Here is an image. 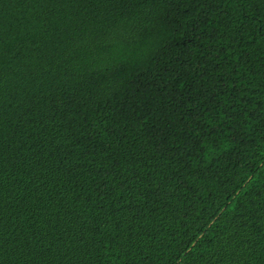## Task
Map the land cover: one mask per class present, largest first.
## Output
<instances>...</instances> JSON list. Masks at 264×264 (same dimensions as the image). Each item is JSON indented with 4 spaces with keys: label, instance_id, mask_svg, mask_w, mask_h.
Here are the masks:
<instances>
[{
    "label": "trees",
    "instance_id": "trees-1",
    "mask_svg": "<svg viewBox=\"0 0 264 264\" xmlns=\"http://www.w3.org/2000/svg\"><path fill=\"white\" fill-rule=\"evenodd\" d=\"M0 264H264V0H0Z\"/></svg>",
    "mask_w": 264,
    "mask_h": 264
}]
</instances>
